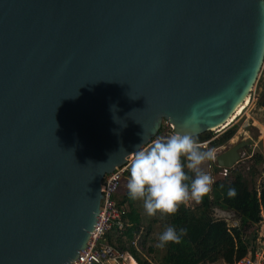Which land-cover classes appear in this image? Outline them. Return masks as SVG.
Here are the masks:
<instances>
[{"label":"water","instance_id":"obj_1","mask_svg":"<svg viewBox=\"0 0 264 264\" xmlns=\"http://www.w3.org/2000/svg\"><path fill=\"white\" fill-rule=\"evenodd\" d=\"M263 70L264 0H0V264H75L106 175L164 121L224 125Z\"/></svg>","mask_w":264,"mask_h":264},{"label":"trees","instance_id":"obj_2","mask_svg":"<svg viewBox=\"0 0 264 264\" xmlns=\"http://www.w3.org/2000/svg\"><path fill=\"white\" fill-rule=\"evenodd\" d=\"M236 131L235 126L228 129L215 139L211 146H225L236 135ZM160 133L161 131L159 135ZM212 136V132H209L195 139L201 143L211 140ZM184 163L186 165L187 161ZM263 163L264 155L255 153L248 172L249 179L241 169L231 168L226 178L214 181L211 193L202 198L199 206L190 208L181 204L178 212L172 216L159 213L162 232L172 226L178 233L180 229H186V233L181 235L179 244L169 243L163 247L164 255L156 264H237L247 258L250 252L255 258L258 230L264 224V182L257 184L259 166ZM220 170L218 164H214L213 172ZM185 171L190 177V183L191 179L195 178V173L186 167ZM230 188L236 190V194L231 197L228 195ZM121 190L116 196V199L121 198L117 201L118 206L122 207L126 203L133 205L135 200L130 197L128 189L125 188L122 192ZM215 210L231 213L238 226L233 227L229 220L216 217ZM141 229L139 224L126 226L123 230H113L104 239L121 254L129 251L139 264H154L152 259L140 256L135 247L129 248L124 242L125 238L133 240ZM151 233L152 230L147 228L142 246H146ZM151 253L149 255H152Z\"/></svg>","mask_w":264,"mask_h":264},{"label":"clouds","instance_id":"obj_3","mask_svg":"<svg viewBox=\"0 0 264 264\" xmlns=\"http://www.w3.org/2000/svg\"><path fill=\"white\" fill-rule=\"evenodd\" d=\"M201 148L197 139L182 132L155 139L147 148L138 146L131 160L127 184L130 197L142 200L149 216L157 213L172 216L189 200L199 203L211 191L214 179L197 169L204 161L215 159L214 150L202 151ZM185 167L195 171V178L190 183ZM235 194L234 188L228 190L230 197ZM185 233L186 229H180L178 233L169 226L159 235L157 247L179 244Z\"/></svg>","mask_w":264,"mask_h":264},{"label":"rangeland","instance_id":"obj_4","mask_svg":"<svg viewBox=\"0 0 264 264\" xmlns=\"http://www.w3.org/2000/svg\"><path fill=\"white\" fill-rule=\"evenodd\" d=\"M234 124L237 129L236 135L225 146L219 147V150H216V148L211 147V145L208 146L207 149L201 148L202 151H206L208 149L214 150L215 159L204 161L199 166L197 171L210 175L211 177H213L214 181L224 178L221 175V172H222L221 170L218 171L217 173L213 172V169H214L213 165L217 164L216 158L220 154H222L224 151L229 150L236 144H239L242 142L246 143L245 148L241 151L240 161L238 164H236L235 167L241 169L244 172L245 177L248 179H249L248 172H249L250 166L253 164L254 154L260 152L264 155V70L262 72V75L259 78L258 83L254 87V92L252 93L251 101L248 104V109L245 111V113L242 116H240V118L236 120ZM212 134H213L212 139L215 140L223 134V131L222 132H218V131L212 132ZM150 145L144 148L150 147ZM210 166H212L213 169L210 168ZM259 170H260V175L257 178V184H261L264 182V163L261 166H259ZM193 172L195 173V171ZM129 179H130V174L127 175L126 179L124 180V184H123L121 192L125 191V188L128 189L127 184H128ZM212 186H211V191H212ZM211 191L209 193H211ZM139 203H140V200L138 202L137 207L139 206ZM185 204L190 208H194V207L199 206L200 202L197 203L194 200H189ZM214 213H215V216L218 218L229 220L231 226L235 227L237 225V221L234 219L231 213H227L221 210H215ZM145 217H146V220H144L142 224L143 231L141 233V236H145L146 229L150 228V226H153V230H152L153 235L151 234L150 238H153L156 241V244H158V237L161 234V230L159 229V226L153 222V220L155 219L154 217L152 218H149V216H145ZM155 217L157 218V215H155ZM258 231H259V235H258L259 251H261V253H264V224H262L259 227ZM103 243L106 244L105 241ZM144 253L147 255L146 252ZM147 256L149 257L151 255H147ZM155 257L156 258L149 257L150 259H153V261H155L154 262L155 264L158 262L157 260L162 259V258H157V257H161L159 255ZM260 261H261V264H264V255H262V258L256 260L258 264H260ZM123 263H124V259H122V264ZM221 264H224V263H221Z\"/></svg>","mask_w":264,"mask_h":264},{"label":"built area","instance_id":"obj_5","mask_svg":"<svg viewBox=\"0 0 264 264\" xmlns=\"http://www.w3.org/2000/svg\"><path fill=\"white\" fill-rule=\"evenodd\" d=\"M253 92L254 89L251 92V96ZM235 122L236 120L233 119L230 121L228 120L224 125L218 127L213 132L223 131L224 133L228 129L234 127ZM174 131L175 126L169 121H164L162 124L161 133L156 139L167 138L173 135L175 133ZM213 141V139L209 140V142L204 141L203 143L201 142L200 145L202 148L207 149V147L210 146ZM215 148L216 150H219V147L218 149L217 147ZM130 160L127 165L117 168L111 174L106 175L102 185L104 187V191H102L103 200L100 207L101 215L92 235L91 241L89 242L88 248L85 249L75 264H111V262L113 264H120L123 254L108 244L102 245L101 242L108 233L112 232L113 230H123L126 227V212L123 207L118 206L116 196L120 192L122 184L130 171ZM210 168H212V166H210ZM221 171V175L224 178L229 175V169L221 168ZM237 264H256V262L253 260V258L247 257L239 261Z\"/></svg>","mask_w":264,"mask_h":264},{"label":"crops","instance_id":"obj_6","mask_svg":"<svg viewBox=\"0 0 264 264\" xmlns=\"http://www.w3.org/2000/svg\"><path fill=\"white\" fill-rule=\"evenodd\" d=\"M119 199H121V198L118 197L116 200L118 201ZM138 202H139V200H135V203L133 205H130V204L126 203V204H124L122 206L123 209L126 212V215H125L126 226H132V225L139 224V225H141V228H142L141 231L138 234H135V238L133 240H129V239L125 238L124 242L127 243L129 248L131 246L135 247L139 251L140 256L143 255L144 257H147V258H149V257L156 258L155 256L159 255L161 257H157V258H162L163 255H164V249L160 248V247H157L156 241L153 238H150V236H149V239H148V242H147L146 246H142L141 245L143 243V241H144V238H145V236H141V233L143 231L142 224H143V221L146 220L145 216H149V215H147V213L144 210L143 201L140 200L139 206L137 207ZM133 213H135L134 216H133ZM156 215H157V218L155 216H149V218H152V217L155 218L153 220V222L159 226V229L161 230V233H162L163 228H162V223L160 222L161 216H160L159 213H157ZM237 226H238V222H237V225L235 227H237ZM150 229L153 230V226H150ZM104 241L106 242V244H108L107 240L103 239L102 242H101L102 245H106V244L103 243ZM258 243H259V238H258V240L256 242L255 258L252 257V253L251 252L248 255V257L253 258V260L255 262H256L257 259L262 258V255H264V253H261V251H259ZM148 244H150V245H148ZM150 250H153V252L151 253ZM144 252H146L147 255H149V253H151L152 255L148 257ZM122 259H124V263L123 264H139L137 262V260L129 253V251H125L123 253V258ZM122 259L120 260V264H122ZM160 260H157V261L159 262ZM111 264H113V263L111 262ZM256 264H258V263L256 262ZM260 264H261V261H260Z\"/></svg>","mask_w":264,"mask_h":264},{"label":"bare ground","instance_id":"obj_7","mask_svg":"<svg viewBox=\"0 0 264 264\" xmlns=\"http://www.w3.org/2000/svg\"><path fill=\"white\" fill-rule=\"evenodd\" d=\"M251 101V94L247 95L245 100L237 107L236 111L234 112V114L229 118L230 120H237L238 118H240V116H242L245 111L248 109V104ZM217 128L213 129L214 131ZM133 156L129 157V159H131Z\"/></svg>","mask_w":264,"mask_h":264},{"label":"flooded vegetation","instance_id":"obj_8","mask_svg":"<svg viewBox=\"0 0 264 264\" xmlns=\"http://www.w3.org/2000/svg\"><path fill=\"white\" fill-rule=\"evenodd\" d=\"M239 144H240V143H239ZM236 145H238V144H236ZM236 145H235V146H236ZM245 146H246V144H245L244 147L241 149V151L245 148Z\"/></svg>","mask_w":264,"mask_h":264}]
</instances>
